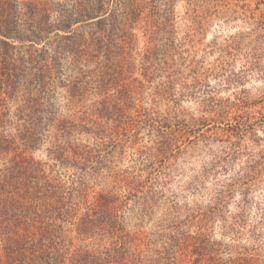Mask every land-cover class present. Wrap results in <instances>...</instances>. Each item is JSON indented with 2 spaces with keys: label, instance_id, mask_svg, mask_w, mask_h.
I'll return each instance as SVG.
<instances>
[{
  "label": "rangeland",
  "instance_id": "rangeland-1",
  "mask_svg": "<svg viewBox=\"0 0 264 264\" xmlns=\"http://www.w3.org/2000/svg\"><path fill=\"white\" fill-rule=\"evenodd\" d=\"M172 14L147 9L134 25V54L124 59L135 92L123 104L129 123L110 121L100 148V134L77 140L95 156L90 198L129 174L144 191L130 201L127 229L150 247L188 219L179 251L188 259L199 233L222 261L264 264V0H174ZM14 99L13 109L22 104ZM53 101L60 116L80 107L62 87ZM47 145L37 159L48 161Z\"/></svg>",
  "mask_w": 264,
  "mask_h": 264
},
{
  "label": "trees",
  "instance_id": "trees-1",
  "mask_svg": "<svg viewBox=\"0 0 264 264\" xmlns=\"http://www.w3.org/2000/svg\"><path fill=\"white\" fill-rule=\"evenodd\" d=\"M159 6L174 18V0H0V264H257L220 260L199 233L188 259L179 252L188 219L150 247L140 229H127L130 201L144 191L129 174L90 198L95 156L77 140L100 134V148L110 121L129 123L123 104L135 92L124 59L134 54L141 13ZM58 87L79 109L59 115ZM47 141L48 161L37 159Z\"/></svg>",
  "mask_w": 264,
  "mask_h": 264
}]
</instances>
